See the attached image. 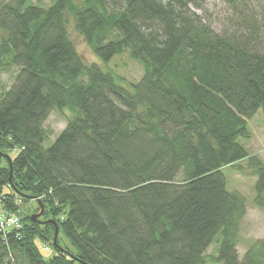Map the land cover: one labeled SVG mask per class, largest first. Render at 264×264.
<instances>
[{"label":"trees","instance_id":"trees-1","mask_svg":"<svg viewBox=\"0 0 264 264\" xmlns=\"http://www.w3.org/2000/svg\"><path fill=\"white\" fill-rule=\"evenodd\" d=\"M191 2L0 0V70L18 69L0 85V211L21 225L0 233V264H208L213 245L220 264H264V239L240 259L247 202L224 174L250 171L264 210V161L241 142L264 112V9L227 34ZM71 25L142 78L87 64ZM53 110L71 115L45 147Z\"/></svg>","mask_w":264,"mask_h":264},{"label":"rangeland","instance_id":"rangeland-1","mask_svg":"<svg viewBox=\"0 0 264 264\" xmlns=\"http://www.w3.org/2000/svg\"><path fill=\"white\" fill-rule=\"evenodd\" d=\"M55 0H33L37 5L49 7ZM166 1V0H164ZM190 8L196 12L205 23H208L219 33L240 34V18L242 13L249 11V14L260 15L264 9V0H191ZM198 5V6H197ZM236 5V7H234ZM69 33L75 47L87 64H97L105 72L118 74L129 83L138 82L143 76V67L139 61L133 60L129 52L117 55L109 62H104L96 56L88 47L83 37L74 29L69 27ZM18 69L0 70V85L5 89H10L15 82ZM127 85V84H125ZM69 111L59 112L53 110L45 122V127L49 131V141L45 147L52 145L57 136L66 128L67 120L70 116ZM252 132L250 140L241 139L251 155L260 157L264 161V112L260 111L252 120L249 121ZM15 153L12 154V156ZM244 165V162H242ZM224 174L227 180V188L230 192H239L247 202V215L241 223L240 239L238 244V254L240 259L248 248L257 240L264 239V210L255 205V183L257 178L247 173L241 174L234 168H225ZM38 207L36 201L23 202L21 208L23 214H34ZM61 239L66 241V236L61 234ZM53 243V240H52ZM41 244V243H40ZM41 252L46 259L54 256L55 252L52 244L40 245ZM48 247V249H46ZM208 264H220L214 258L217 257L216 246L213 245L207 251Z\"/></svg>","mask_w":264,"mask_h":264},{"label":"built area","instance_id":"built-area-1","mask_svg":"<svg viewBox=\"0 0 264 264\" xmlns=\"http://www.w3.org/2000/svg\"><path fill=\"white\" fill-rule=\"evenodd\" d=\"M20 220L15 215L6 216L0 211V233L5 238L10 234L12 229L20 228Z\"/></svg>","mask_w":264,"mask_h":264},{"label":"water","instance_id":"water-1","mask_svg":"<svg viewBox=\"0 0 264 264\" xmlns=\"http://www.w3.org/2000/svg\"><path fill=\"white\" fill-rule=\"evenodd\" d=\"M39 215H36V218L38 217ZM57 241V233H56V236H55V240H54V243H56Z\"/></svg>","mask_w":264,"mask_h":264}]
</instances>
